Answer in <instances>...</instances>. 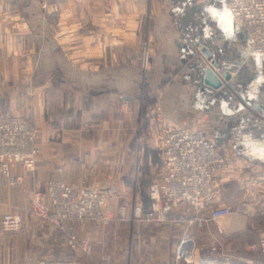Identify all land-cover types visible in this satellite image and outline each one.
Returning <instances> with one entry per match:
<instances>
[{"label":"crops","instance_id":"crops-1","mask_svg":"<svg viewBox=\"0 0 264 264\" xmlns=\"http://www.w3.org/2000/svg\"><path fill=\"white\" fill-rule=\"evenodd\" d=\"M229 1L70 0L51 13L37 0L25 8L23 0H0V112L28 116L40 129L31 182L44 188L63 178L77 188H101L109 194L108 210L116 215L122 208L130 217L134 199L142 192L148 200L149 184L163 179L160 128L203 116L223 151L254 166L245 185L223 179L215 205L231 213L205 226L226 242L224 249H249L264 224V113L253 106L264 105V55L253 50ZM203 48L219 74L231 75L219 90L204 83L210 60ZM0 190V219L26 205L3 176ZM193 228L200 227L92 224L78 228L94 245L86 255L60 229L29 217L16 231L0 223V264L72 258L101 264L104 255L110 264H169Z\"/></svg>","mask_w":264,"mask_h":264},{"label":"built area","instance_id":"built-area-1","mask_svg":"<svg viewBox=\"0 0 264 264\" xmlns=\"http://www.w3.org/2000/svg\"><path fill=\"white\" fill-rule=\"evenodd\" d=\"M37 1L42 11L55 13L56 6L68 0ZM52 4L56 9L50 8ZM229 8L233 19L249 30L253 50L264 55V0H230ZM208 56L210 62L214 61L209 53ZM158 138L164 166L162 181L150 184L147 202H136L130 217L122 208L114 215L107 207L109 194L101 188H77L63 178L47 181L44 188L27 184L25 180L33 177L41 154L40 129L29 119L0 113V176L7 179L11 189H20L26 202L15 211L2 214L1 227L16 231L24 227L29 217L42 218L60 229L70 243L91 255L94 245L79 236L78 228L85 230L92 224L104 227L114 220L204 227L209 221L218 223L228 217L231 213L228 207L215 205L222 194V181L230 178L240 185L247 184L245 177L254 168L252 163L238 164L236 156L223 151L206 132L203 116L191 125L161 127ZM248 250L264 255V224L259 239ZM191 258L179 247L172 264H192ZM110 259L104 255L101 264H110ZM40 264L79 263L49 260ZM243 264H264V261L249 258Z\"/></svg>","mask_w":264,"mask_h":264},{"label":"rangeland","instance_id":"rangeland-1","mask_svg":"<svg viewBox=\"0 0 264 264\" xmlns=\"http://www.w3.org/2000/svg\"><path fill=\"white\" fill-rule=\"evenodd\" d=\"M68 1H70V0H68ZM68 1H64L63 3H66ZM26 2H27V0H23L24 8L27 6ZM63 3L61 5H63ZM60 6L59 7H58V5L56 6L57 10L59 9V12H60ZM50 8L54 9L55 6H53V7L51 6ZM59 12H57V13H59ZM0 113L7 114L10 116L21 117L22 119H28L29 118L28 116L14 115V114H10L8 112H0ZM150 184H149V186H150ZM136 202H142V203L147 202L146 198L142 195V192H141L140 197L138 199H136V198L134 199V201L132 203L133 206H134V204H136ZM205 227H204L205 231H200L203 228V227H200V228H193V230L190 229V231H192V233H189V231H188V232L184 233L187 235L183 234L182 239L180 241V244L175 249V252L174 253L172 252L173 254L171 253L172 255L168 256L169 264H172L175 261L177 249L179 247H181L182 250L186 253V257L187 256L192 257L191 258L192 264H196L197 262H200L202 264H243L244 259L251 258L250 257L251 255H249V253H251V252L248 249L243 248L242 250H237V248H234L235 246H232L231 249H229L227 247L229 249V251L227 249H224L225 246H227L226 242L224 241V243H223L222 240L220 239V237H218L216 235L214 236L213 234H211L209 227H206V228ZM259 234L260 233H258L257 238H258ZM257 238H256V240H257ZM228 244H230V243L228 242ZM234 244H235V242H234ZM168 245H169V240H168ZM231 245H233V244H231Z\"/></svg>","mask_w":264,"mask_h":264},{"label":"water","instance_id":"water-1","mask_svg":"<svg viewBox=\"0 0 264 264\" xmlns=\"http://www.w3.org/2000/svg\"><path fill=\"white\" fill-rule=\"evenodd\" d=\"M203 53L206 55L208 61L210 60V56H208L209 50L207 48H203ZM210 54V53H209ZM211 55V54H210ZM219 68V64L215 61L209 62V65L203 72L204 83L212 89H221L224 86L225 81L231 80L230 73L223 72L219 74L217 69ZM255 109L264 113V105L260 103H256L253 105Z\"/></svg>","mask_w":264,"mask_h":264},{"label":"bare ground","instance_id":"bare-ground-1","mask_svg":"<svg viewBox=\"0 0 264 264\" xmlns=\"http://www.w3.org/2000/svg\"><path fill=\"white\" fill-rule=\"evenodd\" d=\"M31 180H32V177H31V178H27V179L25 180V182H26L27 184L32 185L33 183L31 182ZM1 195H2V193H1ZM160 224H161V223H160ZM56 260H65V261H68V260H77V259L72 258V259H56ZM189 260H191V259H189ZM42 261H46V260H42ZM48 261H49V260H48ZM78 263H79V261H78ZM39 264H40V263H39ZM196 264H202V263L197 262Z\"/></svg>","mask_w":264,"mask_h":264},{"label":"trees","instance_id":"trees-1","mask_svg":"<svg viewBox=\"0 0 264 264\" xmlns=\"http://www.w3.org/2000/svg\"><path fill=\"white\" fill-rule=\"evenodd\" d=\"M243 254V253H242ZM249 255H251L250 257L251 258H254V259H258V260H263L264 261V255H261V254H254V253H249Z\"/></svg>","mask_w":264,"mask_h":264}]
</instances>
